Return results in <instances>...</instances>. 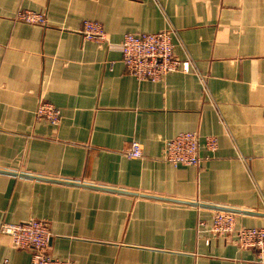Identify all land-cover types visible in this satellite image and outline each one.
Returning <instances> with one entry per match:
<instances>
[{
    "label": "crops",
    "instance_id": "1",
    "mask_svg": "<svg viewBox=\"0 0 264 264\" xmlns=\"http://www.w3.org/2000/svg\"><path fill=\"white\" fill-rule=\"evenodd\" d=\"M89 20L107 41L84 38ZM169 28L192 69L129 74L123 36ZM41 100L58 124L37 120ZM184 131L197 166L163 160ZM133 141L143 157L126 155ZM220 209L264 226V0H0V225L45 220L49 252L76 264H262L209 238ZM0 264L32 255L0 233Z\"/></svg>",
    "mask_w": 264,
    "mask_h": 264
},
{
    "label": "built area",
    "instance_id": "2",
    "mask_svg": "<svg viewBox=\"0 0 264 264\" xmlns=\"http://www.w3.org/2000/svg\"><path fill=\"white\" fill-rule=\"evenodd\" d=\"M15 21L46 25L47 19L43 13L31 10H20L15 15ZM82 34L85 39L104 43L108 40L102 25L96 21H84ZM172 28L152 33H126L120 43L122 62L126 71L138 80L158 81L174 71H190L192 62L181 60L175 54ZM37 120H45L58 124L61 120L60 110L48 101L41 100L36 108ZM206 145L215 150L217 140L207 137ZM200 137L198 133L184 131L164 142L163 160L172 165H199L202 161L199 155ZM131 158L143 157L139 142L133 141L126 152ZM209 238H231L243 249L255 250L256 259L264 264V226L237 227L234 212L220 209L212 215V225L208 230ZM0 233L11 238L13 245L26 249L32 255V264H76L73 260L52 255L49 247L52 233L45 220L31 218L17 223L4 222L0 225ZM210 241L209 239L207 240Z\"/></svg>",
    "mask_w": 264,
    "mask_h": 264
}]
</instances>
